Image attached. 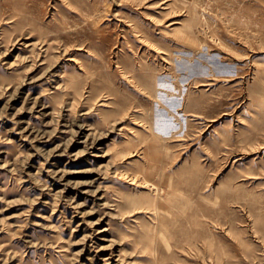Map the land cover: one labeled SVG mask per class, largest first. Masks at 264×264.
Masks as SVG:
<instances>
[{
    "label": "rangeland",
    "instance_id": "obj_1",
    "mask_svg": "<svg viewBox=\"0 0 264 264\" xmlns=\"http://www.w3.org/2000/svg\"><path fill=\"white\" fill-rule=\"evenodd\" d=\"M0 264H264V0H0Z\"/></svg>",
    "mask_w": 264,
    "mask_h": 264
},
{
    "label": "bare ground",
    "instance_id": "obj_2",
    "mask_svg": "<svg viewBox=\"0 0 264 264\" xmlns=\"http://www.w3.org/2000/svg\"><path fill=\"white\" fill-rule=\"evenodd\" d=\"M79 129V128H78ZM77 132V131H76ZM89 137V136H88ZM87 140V139H86ZM94 142V141H93ZM89 144V143H88ZM86 145V144H85ZM91 145V144H90ZM94 145V144H93ZM86 147H87V145H86ZM32 159V158H31ZM48 169H50V168H48ZM57 171V170H56ZM54 172V171H53ZM51 173V172H50ZM55 174V173H54ZM55 176V175H54ZM62 176V175H61ZM63 177V176H62ZM61 177V178H62ZM56 178V177H55ZM67 188V187H66ZM58 195H59V193H57ZM64 194V193H63ZM69 197V196H68ZM68 197H66L67 198V200H68ZM57 198V197H56ZM59 198V197H58ZM76 208V207H75Z\"/></svg>",
    "mask_w": 264,
    "mask_h": 264
}]
</instances>
